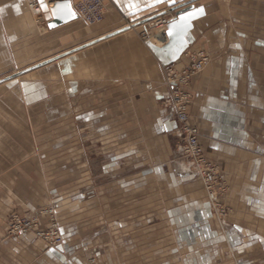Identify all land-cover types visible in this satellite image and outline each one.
Instances as JSON below:
<instances>
[{
  "label": "crops",
  "instance_id": "1",
  "mask_svg": "<svg viewBox=\"0 0 264 264\" xmlns=\"http://www.w3.org/2000/svg\"><path fill=\"white\" fill-rule=\"evenodd\" d=\"M58 1L65 0L46 3L52 7ZM69 1L74 6L80 0ZM35 3L0 0V264H86L91 246L99 243L86 236L90 197L63 199L68 186L60 185L67 180H52L42 162L43 153L55 151L53 143L45 144L48 139L69 136L60 123L73 119L60 113V106L77 103L81 91L98 89L102 106L115 107L102 120L114 121L116 137L128 139L130 149L131 257L122 252L115 264L117 258L121 264H264V0H107L101 23L75 19L56 27L49 26L39 3L34 12ZM189 4L203 14L182 19L192 10L174 22L167 48L155 50L144 40L145 19L167 6ZM202 49L212 60L194 79L189 114L205 157L219 165L228 186L224 233L207 210L201 180L176 176L169 165L179 131L163 70L186 66L183 54ZM23 101L38 113L19 111L15 105ZM156 169L162 174L157 182ZM159 185L175 190L177 206L165 204L170 193L156 192ZM119 197L115 194L116 203L123 202ZM51 199L58 203L61 246L8 233L12 215L34 212ZM159 200L175 244L165 245L163 236L165 256L156 260L153 252L139 256L136 239L139 211L146 210V220L154 217ZM47 222L41 217L43 226ZM154 226L144 228L149 239ZM116 241L122 246L123 236ZM177 250L172 260L171 251Z\"/></svg>",
  "mask_w": 264,
  "mask_h": 264
},
{
  "label": "rangeland",
  "instance_id": "2",
  "mask_svg": "<svg viewBox=\"0 0 264 264\" xmlns=\"http://www.w3.org/2000/svg\"><path fill=\"white\" fill-rule=\"evenodd\" d=\"M178 6L179 5H175L173 7L167 6L162 9V11H160L165 12L168 10H172V20L170 21L169 25L173 24L179 19V16L177 15V10H173L174 8H181ZM142 26L144 27V30L141 33L142 37L145 41L147 40L149 45H151L155 50H162L169 46V41L165 43H158L156 41L151 42L149 39H151L152 35L158 32L159 30L149 29V31L147 32L145 29V25L142 24ZM168 31H171L170 27H167V32ZM200 51H204L209 54L206 50L203 49L196 52L187 51L183 54V57L187 58L188 60L187 65L184 67L180 66L182 67L180 68L176 67L173 64L172 67L176 70H182L183 68L188 67L191 63V57L195 53H198ZM206 67L201 72L196 74L191 80V83L188 88V91L191 94V104L194 100V79L196 76L201 74L206 69ZM163 71V85L165 88H168V101L171 107L170 89L167 86V69L165 68ZM105 93L107 92H104V94ZM81 95L82 98L74 105H68L63 107L60 106V113L64 112L65 114L71 115L73 119V121H70L69 123H60L61 127L62 125L67 126V128L64 130V133L69 134V136L66 137L61 135L62 137L53 138L51 140L48 139L45 144L49 145L53 143L55 151L52 153H43L42 162L44 167H46V170L49 169L47 170V172L52 180H57L60 183L64 180H67V183H63V186L60 185V187L68 186L65 187L66 189H64V192L62 193L63 199H68L71 198V196H76L79 194H85L86 196L90 197V202L85 205V211L90 212L88 219L90 227L87 230L89 231V234H86V236L88 235V238L93 241L98 240L99 243L91 246L86 264H88L90 260L95 261L97 264H115V257H120V254L122 252L128 254L126 255L128 259H130L131 257L129 244L132 243L130 240L132 218L130 217L131 202L130 199H128L131 195V188L129 187V185H126V181L129 180L128 178H130L131 175V169L129 164L130 159H128L130 153V149L128 147L129 140L124 137L120 138V135H117L116 137L114 121L102 120V115H107L106 113H109V115L114 114L115 108L111 105L102 106V90L98 89L91 90L88 92L81 91ZM95 99L96 102H93ZM89 102L92 103L89 104ZM15 106H18L17 109H19V111L23 113L25 112L29 115L38 113V111L35 110L34 106L25 105L24 101L22 102L21 106L18 104ZM177 130L179 131L178 123ZM181 143L182 138L180 136V132H178V134L175 135V145L173 148V154L169 161L170 170L176 176L186 174L188 176L193 175L194 177L199 178L202 182L200 175H198L194 169L190 168L188 166V163L184 161V159L180 156L179 148L181 146ZM45 149L51 148L49 146L45 147ZM221 172L222 171L220 169L218 179L221 182L226 183ZM155 173V181H160L162 177L161 171L156 169ZM122 179H125V181H119ZM154 189L156 190V192L159 193H163V191L166 190V193H170V196L168 198H165V204L170 202L168 203L170 205L169 208H173L174 206H177L179 204L173 201L175 198L174 189H167L166 187L164 188L163 185L154 186ZM204 191L209 201L207 210L214 216V219L216 220L220 230L222 231V233H224V225L226 224L228 215L225 218H221L220 216L216 215V213L213 211L211 199L207 194L205 188ZM138 192L143 193L145 191L140 190ZM115 194H119V201L123 199L122 203L115 202ZM102 196L105 197L104 200H102ZM63 199H61V201ZM160 201L162 200L154 202L155 214L154 217H150L148 220H146L145 216L147 215L146 210L139 211L140 213H142L138 218L140 234L138 240L135 238L136 241L139 242V256L144 255L146 257L148 254L153 252L155 253L154 257L156 260L162 259L165 256L162 252L164 240L163 236H166L165 240L167 239L165 245L169 246L170 244V247L173 248L175 244L173 232L172 230H170L173 228V226H169V224L167 223L168 219H166V217H163L161 211L163 209L162 205L164 206V204H162V202ZM221 201L225 206H227L229 213V207L228 204L225 202L224 198H221ZM141 203L142 202L140 201V204ZM116 204L120 206L117 207V209L115 207ZM46 208L55 209L56 219L58 223H60L58 218V203L51 199V202L42 205L40 208L36 209L35 212L40 209ZM139 209H141V206L139 207ZM116 210H118L119 212L116 213ZM35 212L31 211L29 213H21V215H33V213ZM150 212H152V210ZM135 215H137V213ZM41 217H45L47 221L49 220V217L47 216L41 215ZM75 217L74 221H77L78 218ZM163 222L167 227V233H165V235L162 232L163 227L159 228L161 227V225H163ZM147 225H155L154 231H152L154 232V234L152 235L153 239L151 236H149V239L148 235L146 234V229L144 228ZM104 236H107L106 240L101 239V237L104 238ZM122 236L123 245L120 246L116 240L118 237L121 239ZM116 242L117 246H115ZM148 242L150 244H148ZM147 245H149V247ZM151 247L154 248L152 249ZM149 248H151V250L148 251ZM108 253L110 254V256H107ZM178 254V250L177 252L171 251V259L173 260L176 256L178 257ZM116 262L117 264H121L119 258H117Z\"/></svg>",
  "mask_w": 264,
  "mask_h": 264
},
{
  "label": "built area",
  "instance_id": "3",
  "mask_svg": "<svg viewBox=\"0 0 264 264\" xmlns=\"http://www.w3.org/2000/svg\"><path fill=\"white\" fill-rule=\"evenodd\" d=\"M107 0H80L74 5L78 19L87 25L101 23L106 15ZM34 12H39L38 3L32 5ZM172 10L163 12L160 15L143 23L148 32L149 29H156L162 33V42L165 43L167 27L172 20ZM211 61V57L204 51L195 53L191 57V63L182 70H176L172 66H166L167 86L170 89V103L174 117L179 125V132L182 143L179 148L180 156L200 175L204 188L209 195L213 211L221 218L228 215V208L223 204L221 198L227 194L226 183L218 179L220 167L208 161L200 142V132L190 122L191 94L188 91L192 78L201 72ZM35 212V211H34ZM41 215L49 217L46 226L40 220ZM8 233L11 236L33 235L42 240L49 247H58L63 243V235L60 225L56 219L54 208L40 209L33 215L14 214L10 218ZM88 264H97L89 261Z\"/></svg>",
  "mask_w": 264,
  "mask_h": 264
},
{
  "label": "water",
  "instance_id": "4",
  "mask_svg": "<svg viewBox=\"0 0 264 264\" xmlns=\"http://www.w3.org/2000/svg\"><path fill=\"white\" fill-rule=\"evenodd\" d=\"M38 3L41 5L42 13L44 14L45 19L48 21L50 27H56L63 23L78 19V15L74 9V6L72 2L69 0L55 2L52 7L48 6V4L46 3V0H38ZM64 5H67L68 7H63ZM193 9H194V4H189L184 7H181L180 9L174 8L173 10H177V15L179 16V19H180L182 16L192 11ZM69 13H73L74 15H70ZM156 16L157 15L145 19L142 22V24ZM171 26L172 24H170L168 27H171ZM117 33H114L113 35ZM169 33L170 31L167 32L168 37H169Z\"/></svg>",
  "mask_w": 264,
  "mask_h": 264
},
{
  "label": "snow or ice",
  "instance_id": "5",
  "mask_svg": "<svg viewBox=\"0 0 264 264\" xmlns=\"http://www.w3.org/2000/svg\"><path fill=\"white\" fill-rule=\"evenodd\" d=\"M42 6H43V4H42ZM63 7H68V6L64 5ZM69 14L74 15L73 13H69ZM202 14H203V9L193 10V12L190 13L187 18H182V19H186V20L190 21L191 19L196 18L197 15H202Z\"/></svg>",
  "mask_w": 264,
  "mask_h": 264
},
{
  "label": "bare ground",
  "instance_id": "6",
  "mask_svg": "<svg viewBox=\"0 0 264 264\" xmlns=\"http://www.w3.org/2000/svg\"><path fill=\"white\" fill-rule=\"evenodd\" d=\"M167 33V31H166ZM162 33L160 31L156 32L155 34L152 35L151 39H149L151 42H158V43H163L161 38H162ZM165 42H168V38L166 37V41ZM34 214V213H33Z\"/></svg>",
  "mask_w": 264,
  "mask_h": 264
}]
</instances>
